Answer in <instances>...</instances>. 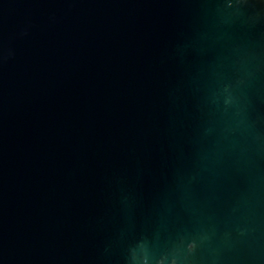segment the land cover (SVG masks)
Wrapping results in <instances>:
<instances>
[{"label":"water","instance_id":"obj_1","mask_svg":"<svg viewBox=\"0 0 264 264\" xmlns=\"http://www.w3.org/2000/svg\"><path fill=\"white\" fill-rule=\"evenodd\" d=\"M0 264H264V0H0Z\"/></svg>","mask_w":264,"mask_h":264}]
</instances>
